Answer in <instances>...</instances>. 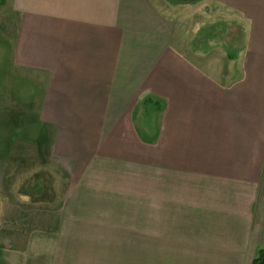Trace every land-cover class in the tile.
Returning <instances> with one entry per match:
<instances>
[{"label":"crops","instance_id":"crops-1","mask_svg":"<svg viewBox=\"0 0 264 264\" xmlns=\"http://www.w3.org/2000/svg\"><path fill=\"white\" fill-rule=\"evenodd\" d=\"M212 1L233 39L194 47L170 3L10 0V65L40 86L70 178L52 264H252L264 247V0ZM6 178L0 153V208Z\"/></svg>","mask_w":264,"mask_h":264},{"label":"rangeland","instance_id":"rangeland-1","mask_svg":"<svg viewBox=\"0 0 264 264\" xmlns=\"http://www.w3.org/2000/svg\"><path fill=\"white\" fill-rule=\"evenodd\" d=\"M169 1L183 39L194 47L233 39L219 4L212 0ZM9 4L10 0H0V153L6 174L13 178H6L1 200L0 264H52L70 178L43 146L40 86L26 81L23 70H13L10 65L9 20L15 15Z\"/></svg>","mask_w":264,"mask_h":264},{"label":"trees","instance_id":"trees-1","mask_svg":"<svg viewBox=\"0 0 264 264\" xmlns=\"http://www.w3.org/2000/svg\"><path fill=\"white\" fill-rule=\"evenodd\" d=\"M167 1L171 4V1H169V0H167ZM252 264H264V247H262L258 250V253L255 256V258L253 259Z\"/></svg>","mask_w":264,"mask_h":264}]
</instances>
